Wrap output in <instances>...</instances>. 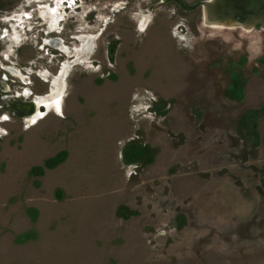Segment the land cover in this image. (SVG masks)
Returning <instances> with one entry per match:
<instances>
[{"label":"rangeland","instance_id":"rangeland-1","mask_svg":"<svg viewBox=\"0 0 264 264\" xmlns=\"http://www.w3.org/2000/svg\"><path fill=\"white\" fill-rule=\"evenodd\" d=\"M180 1L0 0V264H264V25Z\"/></svg>","mask_w":264,"mask_h":264},{"label":"water","instance_id":"water-1","mask_svg":"<svg viewBox=\"0 0 264 264\" xmlns=\"http://www.w3.org/2000/svg\"><path fill=\"white\" fill-rule=\"evenodd\" d=\"M178 1L182 7L190 8ZM202 5L205 17L215 22H235L238 18L241 23L249 26L264 25V0H210L199 2ZM15 110L23 115L34 114L35 107L32 101L24 103L12 102Z\"/></svg>","mask_w":264,"mask_h":264},{"label":"bare ground","instance_id":"bare-ground-1","mask_svg":"<svg viewBox=\"0 0 264 264\" xmlns=\"http://www.w3.org/2000/svg\"><path fill=\"white\" fill-rule=\"evenodd\" d=\"M225 23H232L231 21H229V22H225ZM57 96H60V92H59V90H57ZM56 95V94H55ZM55 95H53L52 97H53V99L55 98ZM57 99V98H56ZM34 103V102H33ZM34 107H35V109H36V106H35V104H34Z\"/></svg>","mask_w":264,"mask_h":264},{"label":"flooded vegetation","instance_id":"flooded-vegetation-1","mask_svg":"<svg viewBox=\"0 0 264 264\" xmlns=\"http://www.w3.org/2000/svg\"><path fill=\"white\" fill-rule=\"evenodd\" d=\"M10 71H11L12 73H14V74H16V73H17V71H16V70H14V69H13V70H12V69H10ZM11 107H13V109H15V108H14V106H12V105H11Z\"/></svg>","mask_w":264,"mask_h":264},{"label":"crops","instance_id":"crops-1","mask_svg":"<svg viewBox=\"0 0 264 264\" xmlns=\"http://www.w3.org/2000/svg\"><path fill=\"white\" fill-rule=\"evenodd\" d=\"M43 100H44V99H43ZM43 100L41 99L40 101H43ZM40 101H39V102H40ZM39 102H38V103H39ZM37 106H38V105H37ZM37 111H38V109H36V112H37ZM33 115H34V114H33ZM33 115H32V116H33Z\"/></svg>","mask_w":264,"mask_h":264}]
</instances>
